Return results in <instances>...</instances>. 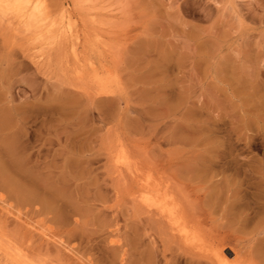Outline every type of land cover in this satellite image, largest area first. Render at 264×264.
<instances>
[{
    "label": "rangeland",
    "instance_id": "374dc122",
    "mask_svg": "<svg viewBox=\"0 0 264 264\" xmlns=\"http://www.w3.org/2000/svg\"><path fill=\"white\" fill-rule=\"evenodd\" d=\"M74 1L0 9V264H264V0Z\"/></svg>",
    "mask_w": 264,
    "mask_h": 264
},
{
    "label": "bare ground",
    "instance_id": "6f19581e",
    "mask_svg": "<svg viewBox=\"0 0 264 264\" xmlns=\"http://www.w3.org/2000/svg\"><path fill=\"white\" fill-rule=\"evenodd\" d=\"M76 1V0H75ZM74 1V2H75ZM89 1V0H88ZM94 1V0H93ZM32 2V4H33V6L32 5H30L29 7H34L33 9H34V11H32L33 13L30 15L29 13H27V16H28V14L30 15V18H28V26L31 28L32 26H36L37 28H39V29H41L42 30V28L44 27L45 28V26H47V25H49L50 24V31L52 32V34H53V37L58 41V43L60 44V45H65V44H67V43H69L70 42V40H72L71 38V35L73 36L74 35V32L75 33H77L76 31H74L73 29V33H71L70 32V30H68V29H61V27L60 28H58L59 26L57 25L58 23H55V10H56V6H57V3H58V0H0V9H3V10H9V9H13V8H15L16 10H20V8L22 9L24 6H27L28 7V5H26V4H30ZM73 2V3H74ZM64 4V3H63ZM84 5V4H83ZM26 7V8H27ZM75 7H76V4H75ZM98 7V6H97ZM77 9H78V7H76ZM95 8V7H94ZM99 8V7H98ZM14 9V10H15ZM60 9V8H59ZM103 9V8H102ZM62 10V9H61ZM60 10V11H61ZM76 10V9H75ZM100 10V9H99ZM11 11H13V10H11ZM25 11V10H24ZM23 11V12H24ZM58 11V10H57ZM56 11V12H57ZM65 11V10H64ZM68 11V10H67ZM10 12V11H9ZM28 12V11H27ZM11 13V12H10ZM9 13V14H10ZM11 14H13V13H11ZM10 14V15H11ZM25 14V13H24ZM63 14H64V12H63ZM5 16V15H4ZM12 16V15H11ZM16 16H18V15H14V17L16 18ZM20 16H22L21 14L19 15V17ZM26 16V17H27ZM70 16H72V15H70ZM97 16V15H96ZM19 17H17V18H19ZM29 17V16H28ZM68 17H69V15H68ZM24 18V17H23ZM93 18H95V17H93ZM13 20H15L14 18H12ZM21 19V18H20ZM57 19H59V18H57ZM71 19H73V18H71ZM90 19V18H89ZM91 19H92V17H91ZM98 19V18H97ZM12 20V21H13ZM68 20V19H67ZM76 20V19H75ZM95 20H96V18H95ZM25 21V20H24ZM69 21V20H68ZM67 21V22H68ZM94 21V20H93ZM14 22V21H13ZM17 22V21H16ZM26 22V21H25ZM63 22V21H62ZM12 23V22H11ZM49 23V24H48ZM66 23V22H65ZM86 23V22H85ZM84 23V24H85ZM34 24V25H33ZM68 24V23H67ZM69 24H70V22H69ZM68 24V27H70V25ZM73 24V23H72ZM24 25H26L27 26V24L26 23H24ZM76 25V24H75ZM20 26V25H19ZM21 26H22V24H21ZM74 26V25H73ZM15 27V26H14ZM63 27H64V25H63ZM62 27V28H63ZM36 28V29H37ZM43 28V31L45 30ZM67 28V27H66ZM70 28H72V27H70ZM26 29H29V28H27L26 27ZM25 29V30H26ZM30 31L32 30V29H29ZM28 31V30H27ZM40 31V30H39ZM42 31V32H43ZM47 32V31H46ZM49 32V31H48ZM40 33V32H39ZM45 33V32H44ZM49 34V33H48ZM48 34H42V35H44V37L46 36V35H48ZM52 34H51V36H52ZM41 36V35H40ZM78 36V35H77ZM30 37V36H29ZM41 38V37H40ZM75 38H76V36H75ZM35 39H37V37L35 38ZM50 39V38H49ZM74 39V38H73ZM40 41V40H39ZM73 41V40H72ZM76 41V40H75ZM52 42L54 43L55 41H53V39H52ZM31 44V43H30ZM59 44H58V46H59ZM84 44V43H83ZM73 50V49H72ZM51 51H53V50H51ZM60 52V51H59ZM58 52V53H59ZM62 52V51H61ZM48 53L50 54L51 52H49L48 51ZM55 52H53V55L54 56H56L55 54H54ZM57 53V52H56ZM75 53V52H74ZM36 54V53H35ZM60 55V54H59ZM50 56V55H49ZM4 122H6V121H4ZM1 125H2V123H1ZM5 126V125H4ZM3 127V126H2ZM179 213V212H178ZM175 220H176V218H175ZM177 223V222H176ZM179 225V224H178ZM25 248V247H24ZM21 251V250H20ZM33 257V256H32ZM27 258V257H26ZM34 259V258H33ZM36 259H38V258H36ZM35 259V260H36ZM43 263V262H42ZM49 263V262H48ZM41 264V263H40Z\"/></svg>",
    "mask_w": 264,
    "mask_h": 264
}]
</instances>
